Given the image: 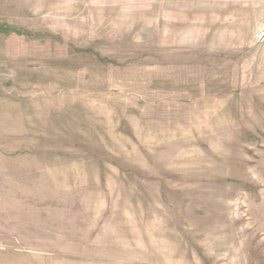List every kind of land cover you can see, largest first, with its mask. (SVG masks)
<instances>
[{
	"label": "rangeland",
	"instance_id": "obj_1",
	"mask_svg": "<svg viewBox=\"0 0 264 264\" xmlns=\"http://www.w3.org/2000/svg\"><path fill=\"white\" fill-rule=\"evenodd\" d=\"M0 264H264V0H0Z\"/></svg>",
	"mask_w": 264,
	"mask_h": 264
}]
</instances>
